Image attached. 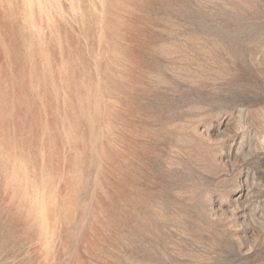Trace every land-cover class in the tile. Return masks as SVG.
I'll return each mask as SVG.
<instances>
[{
	"label": "rangeland",
	"instance_id": "obj_1",
	"mask_svg": "<svg viewBox=\"0 0 264 264\" xmlns=\"http://www.w3.org/2000/svg\"><path fill=\"white\" fill-rule=\"evenodd\" d=\"M0 264H264V0H0Z\"/></svg>",
	"mask_w": 264,
	"mask_h": 264
}]
</instances>
